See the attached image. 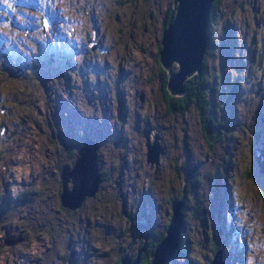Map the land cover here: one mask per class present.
Listing matches in <instances>:
<instances>
[{
    "label": "rangeland",
    "instance_id": "rangeland-1",
    "mask_svg": "<svg viewBox=\"0 0 264 264\" xmlns=\"http://www.w3.org/2000/svg\"><path fill=\"white\" fill-rule=\"evenodd\" d=\"M21 1L26 7H0V10H5V15L0 11V114L5 113V102L13 89L21 100L19 108L8 116L10 130L7 125H0V264H115L119 245H129L133 249L132 254L141 236L121 234L125 213L120 209L123 204L117 201L112 204L104 199L90 202L88 206H93L95 214L91 227L76 225V229L66 221L65 214L62 216L55 211L59 206L53 197L56 185L51 177H59L56 146L76 144L80 124L83 119H89L91 111L85 105L93 103L102 107L103 111H109L112 115L98 120L90 129L106 138L103 156L111 166L124 170L121 188L131 194V201L126 202L131 214L136 217L138 207L144 205L145 194L150 200L149 213L157 226L164 229L169 220L163 223L165 215L169 213L170 218L172 210L164 198L168 189L175 191L185 181V173L177 178L173 160L179 154L185 157V151L179 147L184 126L190 142L197 139L194 135L198 117L187 119L186 125L181 117L155 119L154 106L160 104L159 71L157 61L154 63L152 59L156 51L153 45L155 39L149 33L138 42L126 44V47L125 43L121 48L113 44L116 59L112 54L93 56L85 37H90L94 30L103 43L115 41L121 19L129 22L131 29L134 19L143 15L154 18L152 26L158 30L164 9L171 0H137L127 6L119 5L115 0H88L89 5L84 1L79 7H66L69 8L66 10L57 7L62 17L60 20L52 19L45 32L41 26L42 7H33V1ZM148 12L150 14L145 15ZM212 13L205 54L208 73L219 98V116L230 127L236 128V134H243L253 140L251 144H256L250 148L241 139L231 138L234 143L238 141V149H246L236 155L228 168L232 175L233 194L222 196L218 191L220 185L215 187L214 180L211 181L206 191V199L209 200L205 207V217L210 222L194 216L188 208L181 236L187 247L183 255L175 257L174 264H210L214 255V264H222L219 255H222L223 261L226 259L227 264H239L235 262V255L240 249L245 250L242 264H264V200L260 202L259 191L261 188L264 191V167L263 173L257 170L254 155L260 150L258 139L255 141L253 134L255 129L261 128L260 119L264 118V0H225V4L223 2L222 7L218 6ZM126 14L133 16L126 17ZM51 32L69 42L63 55L58 44L49 41L52 39ZM46 65L52 68L50 74L54 75L57 88L47 78L34 80L39 74L46 75ZM28 69H34L37 72L33 71L35 76ZM234 78L239 91L237 89L232 92H237L234 96L230 93L227 97ZM63 82L68 86L59 85ZM71 86L75 87L76 93ZM214 89L210 91L211 98ZM113 94L123 98L126 123L121 131L124 137L119 132L112 134L118 131L113 115L116 113L119 117L122 113L112 98ZM44 96L73 105L69 109L60 108V120L59 112L56 113V131L52 136L44 119ZM232 103L235 109L231 108ZM66 111L67 115L64 114ZM105 121L111 126L108 131ZM146 121L153 126L162 125L149 134L151 147H148V153L158 142L156 133L163 144V150L149 154L148 158L153 163L146 156V137L139 136L136 131ZM117 138L120 141L115 143ZM126 149L128 152L123 155ZM229 151L230 148H227L226 152ZM260 155L264 159L262 151ZM222 156L220 153V158ZM190 160L193 162L194 159ZM156 165L159 166L156 168ZM85 176L87 181L83 187L93 177ZM48 178L51 182L45 188ZM250 183L249 193H246L243 186ZM148 187L151 192H148ZM26 189H30L33 196L19 201L16 198L18 193ZM214 189L216 196L210 197L211 193L214 195ZM188 190V197L194 202V190L191 187ZM107 195L104 197L115 196L112 184ZM224 200H227L226 204ZM196 203L200 201L196 199ZM221 212L227 216V226L217 221ZM86 221L87 218H84L80 222ZM126 221L130 225L129 216ZM107 222L113 224L112 231L107 232ZM20 229L24 234H21L20 240L4 241V233L17 234ZM100 230V240L93 245V239ZM101 234L104 236L100 237ZM212 239L215 241V252L210 249ZM63 252L65 256H62Z\"/></svg>",
    "mask_w": 264,
    "mask_h": 264
},
{
    "label": "trees",
    "instance_id": "trees-1",
    "mask_svg": "<svg viewBox=\"0 0 264 264\" xmlns=\"http://www.w3.org/2000/svg\"><path fill=\"white\" fill-rule=\"evenodd\" d=\"M117 4L124 6L134 4L137 0H115ZM135 1V2H133ZM223 2L225 4V0H212L210 3V12L208 14L207 18V28H206V44L205 49L202 54L201 58V64L200 69H195L191 73L187 74L184 77L183 81V87L178 92L171 91L169 87V79L170 76L173 73H176L180 70V64L176 59H173L169 66H166L165 63L162 61L161 58V50L164 47L163 44V37L165 34V29H168V26L176 17L177 14V6L178 2H175L174 0H171L167 7H165L162 19L159 21L160 25L158 30H155L156 27H153L152 24L155 23L154 18H150L149 16L145 17L140 16V19L137 17L134 19L131 29L128 27L129 22H127L125 19H121L120 24V30H118L117 35L115 36V41H113V44L116 45V47L121 48L122 43L126 44L130 42H138L143 37L149 33L150 37H154L153 45L155 46V53H153L152 59L154 60V63L157 61V70L159 71L158 74V92L159 99L158 102L160 104H155L153 114L155 116V119H167L170 120L171 118H179L181 117L182 122L186 125L188 124L186 120H193L194 117H198L197 123L195 124L197 126L196 134L194 135L195 139L194 142H190V138L187 135L186 127L184 126L183 131V137L179 141V147L182 148L183 151H185V157L179 155H176L174 158V165L176 167L175 173L178 177H182L185 173V181L183 186L180 185V187L174 191L172 189L169 191L164 198V201L167 203L168 207H173V204H175L180 198H182L183 202V218L184 221L185 215L187 214L188 208H191V210L194 212V216H197L198 218L205 219L209 221V218L205 217V210L206 206L208 205V200L206 199V191L208 187V183L212 180H214L215 187L220 185L219 192L222 196L228 197V195L233 194V187H232V175H230V170L228 168L231 166V162L235 161L236 155H240L246 151V149L240 150L238 149V141L241 139L243 143L249 144V147L251 148L252 145L250 138V142L248 137L241 134L238 135L235 133V129L233 127H230L229 123H225L222 118L219 116V103H218V94L216 93V86L213 84V79L211 78V74L208 73V65H207V57H206V50L209 45V24L213 21L212 20V10H215L218 6L222 7ZM228 6L233 7V4L226 3ZM119 9H122V7H117ZM123 11H125L123 9ZM150 13H146L145 15H149ZM131 17L133 14H126V17ZM224 18V14H223ZM242 20L244 16L241 17ZM221 20V19H220ZM229 20V19H228ZM213 24V23H212ZM219 28V25H218ZM149 32H146L148 31ZM153 30V31H152ZM155 30V31H154ZM152 31V32H151ZM122 35V36H121ZM124 39H123V38ZM36 72L34 69H28V72L32 75L34 72ZM37 73V72H36ZM39 73V72H38ZM35 76V74H34ZM41 77L47 78L50 81H53L55 83V77L52 75L50 78L48 75L42 76L41 74L38 75V77H35V82H37ZM236 78L232 79L233 85L228 89L227 97L230 96V93L235 92L237 89V92L239 91L238 86L235 83ZM57 82V81H56ZM50 83V82H49ZM235 83V84H234ZM60 86L67 85L66 83H60ZM68 86V85H67ZM72 87V91L75 93L77 92L75 90V87ZM54 88H57V85L55 83ZM213 90V97H210V91ZM62 92L64 91L61 89ZM50 92V88L48 89ZM45 92V90H44ZM236 92V93H237ZM79 93V92H78ZM235 93V94H236ZM235 94H232L234 96ZM16 95V96H15ZM44 98V119L45 122L48 123L50 126V136L54 134L56 131V124H55V116L56 113L59 112V120H60V111L58 108L54 109V102H56L55 98ZM113 100L116 101L117 106H120L122 102V98H118L116 94H113L112 96ZM51 103L53 104L52 107ZM21 104L20 97L16 94V90L13 89L10 96L6 99L5 105H6V111L3 114H0V125L1 127L4 125H7L8 131L10 130V124H9V114L11 112H15ZM48 105V106H47ZM116 106V107H117ZM84 107L90 109V112H93V107L89 104L85 105ZM231 108L235 109L234 103L231 104ZM121 109V107H120ZM52 110V113L50 112ZM2 113V112H1ZM122 114H125V109L122 110V113L119 114V117L115 113V121L116 123L120 124L122 119ZM51 118H50V117ZM3 122V124H1ZM125 122V120H124ZM158 123V122H157ZM156 123V124H157ZM182 123V124H183ZM157 128V127H156ZM160 128V127H159ZM260 130L255 129L253 134L256 135ZM262 131V129H261ZM83 133V131H82ZM231 138H235L236 140H239L234 143L231 141ZM256 141V139H255ZM248 142V143H247ZM58 144V141L55 142ZM75 145V144H74ZM68 146H73L72 144H68L65 147L62 146H56V155L59 156V161L57 163V168L59 171V177L54 178L51 177L52 180L55 182V190H54V200L58 202V208L55 210L59 214H65L66 215V221L72 225V227L76 228V225L79 226H87L91 227L93 224L94 219V208L91 206V208L88 206L90 202H93L97 199H104L106 203H113L114 201L120 202L123 205H120V209L123 211V206L126 202L131 201V194L128 193L126 190H123L121 187L122 185H118L117 181L120 176V170L118 168H113L111 164L107 161L105 156H103V149H100V156L98 157V160L96 162V165L98 163L99 171L101 172V183L96 185V188L94 192L91 195H87L82 200L81 204L76 207H68L65 206L61 201V193L63 192L62 182L60 179L61 170H65L67 168H72L74 165V162L76 161V155L77 150L75 148H66ZM64 147V148H63ZM227 148H230L229 153L226 152ZM166 151L168 148H165ZM128 152V149H126L123 153V155H126ZM220 153L223 154V156L220 158ZM228 153V155H226ZM103 156V157H102ZM259 159L264 163V159L258 155L257 153L254 155V159L257 162V170L260 173H263L262 167L258 161ZM191 158H193V162H191ZM107 161V164L105 163ZM98 171V173H99ZM184 171V172H183ZM209 178V179H208ZM209 180V181H208ZM51 180L45 181V188L49 187V183ZM99 183V182H98ZM112 183V187L115 191L114 198H108L104 197V195L108 196V189L109 186ZM249 186H243L245 188L246 193H249L250 185ZM182 186V187H181ZM192 188L194 190V198L195 201L192 202L190 198L188 197V189ZM71 188V186L69 187ZM263 188L259 189L260 191V202L264 200V191ZM234 190V189H233ZM151 188L148 187V192H151ZM242 191V190H241ZM101 194V195H100ZM103 195V196H102ZM32 191L30 189L23 190L18 193L17 199L19 201H25L29 198H31ZM210 196H213L211 193ZM196 199L200 201L199 204L196 203ZM149 200V199H148ZM225 204L227 203V200L223 201ZM63 211V212H61ZM128 211V213H131L132 211L129 209L124 210ZM122 212V213H124ZM200 214V215H199ZM172 216V210L171 215L169 218V213L165 215V219L163 221L167 222L165 223L164 229H161L159 226L155 225L153 227L151 235L148 237L146 234H143V240L141 237V244L146 243L145 250L141 252L139 255V261L138 264H150V261L152 260V252L156 248L157 243L161 241L166 236V229L170 222ZM59 218H61L59 216ZM84 218H87L86 222H80ZM93 218V219H92ZM127 219V217H126ZM227 220V216L224 212L220 213L219 218L217 221H220L221 223H225ZM125 227H121V234H129V225L127 221H124ZM111 223L107 222V232L112 231L114 229V226L111 227ZM185 226V225H184ZM183 226V228H184ZM227 226V224H226ZM182 228V229H183ZM182 229L180 231L179 236V245L175 250L174 255L172 256L169 264L175 263V257L183 255L184 250H186L187 244L182 240ZM21 232V229L18 230ZM102 232V230L99 231L96 238L93 239L94 242H92L93 245H96L95 242H99V234ZM126 232V233H125ZM8 233V232H7ZM7 233H4L3 237H6ZM23 234V233H21ZM24 235V234H23ZM141 235V234H140ZM138 235V236H140ZM101 236H104V234H101ZM117 237H122L121 235H116ZM237 237V234H236ZM255 242V241H254ZM243 248V247H241ZM210 249L215 252V241L212 239L210 244ZM217 249V248H216ZM133 249L130 248L127 244L125 247L120 244L119 249H117V254L115 256L114 262L115 264H121V257L125 252H132ZM72 253H74V249L72 248ZM241 254V255H240ZM245 255V250L241 251V249L236 253L235 255V262L242 264L243 256ZM62 256H65V252L62 253ZM212 260V257L211 259ZM227 264L226 259L224 260ZM233 261V258L230 259V262ZM211 262V261H210Z\"/></svg>",
    "mask_w": 264,
    "mask_h": 264
},
{
    "label": "water",
    "instance_id": "water-1",
    "mask_svg": "<svg viewBox=\"0 0 264 264\" xmlns=\"http://www.w3.org/2000/svg\"><path fill=\"white\" fill-rule=\"evenodd\" d=\"M178 2L177 6V14L173 22H171L168 26V29H165V34L163 37L164 47L161 50V58L166 66H169L173 59H176L180 64V70L176 73H173L169 79V87L171 91L178 92L183 87L184 77L194 71L195 69H200L201 58L203 51L205 49L206 44V28H207V18L210 12V3L212 0H174ZM44 30H46L47 25L43 24ZM264 115H262L263 117ZM263 121V118H262ZM145 133L144 138L146 137V145L147 152L146 156L148 160L149 154L151 155L153 152L155 154L161 150L158 142L153 146V150H150L148 153L149 146V134L152 133V130L147 126H144ZM263 133H264V124H263ZM139 136L142 134L139 132ZM155 137L157 135L155 134ZM157 141V139H156ZM93 141H89L88 144L85 141L84 144L80 147L79 153L82 150H89L96 148V145ZM258 148L259 150L264 146V137L258 138ZM87 153V152H86ZM84 154L85 158H87L88 165L82 167L86 163V160L79 156L77 157L76 165L72 167L71 170L67 168V170H61L60 179L62 182L63 192L61 193V201L65 206L68 207H76L81 204L82 200L86 195H90L91 192L88 191L89 186H85L84 191H79L80 188H84L83 184H81L77 178V175L86 174L89 178L92 175L91 169L97 170L96 167V158H93V153ZM261 152H258L260 155ZM150 157V156H149ZM158 155H156L155 160ZM89 159H92L89 162ZM153 163V161L151 160ZM83 163V164H82ZM93 166V167H92ZM71 176L76 178L77 186L75 190L72 188L69 189L66 184ZM98 177V172L96 173ZM94 177V176H93ZM95 178V177H94ZM92 179L88 180V184L92 185ZM87 184V185H88ZM182 198H180L172 207V216L170 222L166 229V236L157 244L156 248L152 252V260L150 264H169L172 256L175 253L176 248L179 245V234H180V225L182 222ZM22 232L17 234H7L4 238V241L7 243L13 242V240H20L22 238ZM14 235V236H13ZM16 235V236H15ZM10 237V238H9ZM10 240V241H7ZM140 251L134 258H131L127 253H124L121 257V264H138ZM219 258L222 264H225L222 255H219ZM215 255L212 258L210 264H214Z\"/></svg>",
    "mask_w": 264,
    "mask_h": 264
},
{
    "label": "flooded vegetation",
    "instance_id": "flooded-vegetation-1",
    "mask_svg": "<svg viewBox=\"0 0 264 264\" xmlns=\"http://www.w3.org/2000/svg\"><path fill=\"white\" fill-rule=\"evenodd\" d=\"M24 1H26V2L33 1L34 2V6L33 7H42V12H43L44 16L49 19V21L46 22L48 25L51 24L50 21L52 19L60 20V17H62V14L58 13V11H60V10L57 7H59V8L62 7L63 10H66V9H69V8H66V7H70V8L71 7H79L81 5V3L84 2V1L87 2V5L90 4V2L88 0H24ZM95 1L100 2L102 0H95ZM0 7H26V5L21 0H7V3H4L3 0H0ZM80 8H84V7H80ZM50 15H52V17H49ZM42 25L43 24L41 23V26ZM56 29L59 30V28H56ZM55 34H56L55 32H51L50 35L52 36V39H49V41H51L54 44H58V48L60 50V54L63 55L64 52L68 50L69 42L63 41L64 37L59 36V35L55 36ZM86 40H87V44H88V45L86 44L87 48L90 49L89 51L92 52L93 56L96 55L97 57H101L102 55L112 54V57L114 59L117 58V55L112 50L113 41H109L108 43H103L101 38L96 34V31L92 30L91 31V36L90 37L89 36L85 37V42H86ZM77 52L80 53L79 48L77 49ZM46 67H47V70H46L45 74L48 75L49 77H51L52 75L50 73H52V68L49 65H46ZM59 72H61V71H59ZM123 104L124 103H123V98H122V102L120 104L121 110H124ZM52 106H53V104L51 103L50 107H52ZM91 106L93 107V112H90L89 119H83L82 120V123L80 124V127L78 129L76 144L71 146V147L68 146L66 148H75L77 150L76 159H77V157L81 156L84 159V161L86 160V158L84 156V154L86 152L87 153H93V155H94L93 158H96V162H97L98 157L101 155L100 154L101 153L100 149L104 148V140L106 138L104 136H102V135L97 134L95 132V130H91L90 127L93 124H95L98 120L104 118L107 115H112V114H110L109 111H105V110L103 111L102 107H99V106H97V105H95L93 103H91ZM71 107H73V105L70 102H68V101H62V100L57 99V101L54 102V109L55 108H58L59 110H60V108L69 109ZM50 112L52 113V110ZM67 113L68 112L66 111L64 114L67 115ZM113 116H114V119H115V115H113ZM124 120H125V122H124ZM125 123H126V117H125V114H122V119H121L120 124L116 123L118 131L112 132V134L119 132L120 135L122 137H124L123 136V132L121 130L125 126ZM145 125L148 128H150L152 131H153V129H156V130L158 129L159 130L160 129L159 127L162 126V125L153 126L152 123H149L147 121L145 123H142V125L140 127H138L136 131H137L138 134L140 132L143 137H144L143 134L145 133V128L142 127V126H145ZM104 126L106 127V131L111 129V126L106 121H105ZM259 130L260 131L255 135V139L258 136L261 135V128ZM82 131H83V133H82ZM156 135H157V137L159 136V138H158V142H159L160 141V135L157 134V133H156ZM56 136L58 137L57 133H56ZM111 139H112V137H111ZM85 141L87 142V144H88L89 141H93L95 143V145H96L95 150L91 149L90 147L87 146V148H89L88 151L84 149V150H82L81 153H79V149L84 144ZM112 141H113V139H112ZM119 141H120V138H117V140L114 141V142L118 143ZM159 146L163 150L162 142H159ZM256 157L258 158V161H259L260 165L263 166L264 163L259 159L258 156H256ZM91 160L92 159H89V162ZM74 165H76V163H74ZM87 165H88V161H87ZM97 166H98V163H97L96 167ZM158 166L159 165H156V168ZM71 169L72 168H70L69 170H71ZM98 171H99V167H97V170L93 169L92 175L95 177V178L92 177L93 186L89 185V184L87 185V186H89L87 189H88V191L91 192V194L94 192V190L96 188V185L100 184L102 182L101 181V172L100 171L98 173V177L96 176V173ZM123 174H124V170L122 169V170H120V176H119L121 178V180L117 181L118 185H123L122 184V176H123ZM76 178H77V176H76ZM76 178L74 179V177L71 176V178H69V180L66 183L68 185V187L71 186V189L73 188L74 190H75V187L77 186ZM110 184H112V183H110ZM210 185H211V181L208 183V186H210ZM213 191H214V195L210 196V197H215L216 196V190L214 189ZM143 199H144V205H141V208L138 207L136 217H134L131 213H128V211L124 212V210L129 209L126 206V203L123 206V212L125 213L123 215L124 220L126 221V217L129 216V223H130V225H129V235H132L133 237H136L135 235H140L141 234L140 236L142 237V240H143V234H146V236L149 237L151 235V233H152L153 227L155 225H157L155 223V221H154L153 216L149 213V201L150 200H148V198H146L145 194L143 196ZM134 218L136 219V221H134ZM123 227H125V224H124ZM142 240L140 238L139 244H138V241L136 242V244L134 245L135 249H134V252L132 254H130V252H125V253H127L131 258H134L139 251H140V254H141V252L143 250H145V247H146V243L145 244H143V243L141 244Z\"/></svg>",
    "mask_w": 264,
    "mask_h": 264
},
{
    "label": "bare ground",
    "instance_id": "bare-ground-1",
    "mask_svg": "<svg viewBox=\"0 0 264 264\" xmlns=\"http://www.w3.org/2000/svg\"><path fill=\"white\" fill-rule=\"evenodd\" d=\"M262 152L264 153V146L262 147ZM83 164V163H82ZM84 166H87V158H86V163L84 165H82V167ZM78 178L77 180L81 183V184H85V181H87V178L85 176V174H80V175H77ZM86 188H80L79 191H84ZM182 209H183V202H182V207H181V212H182ZM183 214V213H182ZM185 225V221H184V218H183V215H182V222H181V225H180V230L183 228V226Z\"/></svg>",
    "mask_w": 264,
    "mask_h": 264
},
{
    "label": "clouds",
    "instance_id": "clouds-1",
    "mask_svg": "<svg viewBox=\"0 0 264 264\" xmlns=\"http://www.w3.org/2000/svg\"><path fill=\"white\" fill-rule=\"evenodd\" d=\"M0 11H2V14L3 15H5V10H0ZM48 20H47V18L44 16V14H43V12H42V10H41V22H42V24H46L47 26H48V24L46 23ZM42 28H43V25H42ZM47 29V28H46ZM43 31H46V30H44V28H43ZM260 121H261V129H262V131H261V135L260 136H258L256 139H258L259 137H264V133H263V124H264V118H263V121H262V119H260ZM256 144V143H255ZM254 144V145H255ZM262 151V148L260 149V151L259 152H261ZM257 154H258V152H257ZM261 156V155H260Z\"/></svg>",
    "mask_w": 264,
    "mask_h": 264
},
{
    "label": "snow or ice",
    "instance_id": "snow-or-ice-1",
    "mask_svg": "<svg viewBox=\"0 0 264 264\" xmlns=\"http://www.w3.org/2000/svg\"><path fill=\"white\" fill-rule=\"evenodd\" d=\"M4 3H7V0H3Z\"/></svg>",
    "mask_w": 264,
    "mask_h": 264
}]
</instances>
